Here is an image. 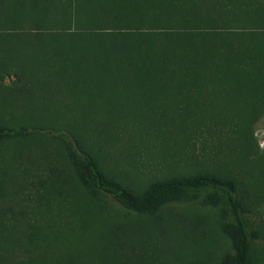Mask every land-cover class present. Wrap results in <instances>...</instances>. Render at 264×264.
<instances>
[{
  "label": "rangeland",
  "instance_id": "rangeland-1",
  "mask_svg": "<svg viewBox=\"0 0 264 264\" xmlns=\"http://www.w3.org/2000/svg\"><path fill=\"white\" fill-rule=\"evenodd\" d=\"M216 15L203 21L227 41L215 60L247 76L197 79L179 93L188 99L148 92V79L119 65L109 35L77 38L69 55L92 63L76 66L64 50L37 45L28 14L7 25L21 36L14 47L0 40V264H221L232 253L223 203L204 191L155 207L128 203L82 180L71 141L138 194L196 171L233 178L264 264V24ZM60 33L69 31H42L44 46ZM154 112L179 116L148 121Z\"/></svg>",
  "mask_w": 264,
  "mask_h": 264
},
{
  "label": "trees",
  "instance_id": "trees-1",
  "mask_svg": "<svg viewBox=\"0 0 264 264\" xmlns=\"http://www.w3.org/2000/svg\"><path fill=\"white\" fill-rule=\"evenodd\" d=\"M219 10L264 24V0H0V40L12 47L17 45L20 30L7 25H14L24 14H28L35 31H38L37 35H33L39 38L37 45L41 49L54 47L64 50L67 53L64 63L72 62L78 66L92 61L87 56L69 55L82 43L76 39L109 35L110 48L115 49L119 65L135 67L137 70L134 68L132 77L148 79V92L188 99L190 96H179V93L189 89L197 79L210 78L213 81L227 76H247L248 68L245 66L233 67L225 63L226 58L218 61L214 58L217 53L221 54L219 48L227 41H218V31L206 27L203 21L213 20L212 15L217 19ZM48 29L69 33L50 37L51 45L44 46L48 37L41 32ZM155 29L166 32L158 36L151 31ZM143 30L147 31L143 33ZM63 36L67 37L66 42L62 40ZM146 65L148 69H144ZM253 68L255 66L252 65L251 71ZM115 72L114 69H107L102 76L114 78L119 75ZM167 111L175 112L173 109ZM175 116L179 115L154 112L148 114V121L160 122ZM68 148L84 182L92 188L112 192L138 207H155L166 200L204 191L208 201L224 204L227 216L224 230L231 239L233 251L224 257L221 264H261L262 252L256 244L257 234L235 196L233 178L196 171L157 180L145 192L138 194L107 175L83 147L73 145L71 141ZM2 228L4 226L0 223V231Z\"/></svg>",
  "mask_w": 264,
  "mask_h": 264
}]
</instances>
